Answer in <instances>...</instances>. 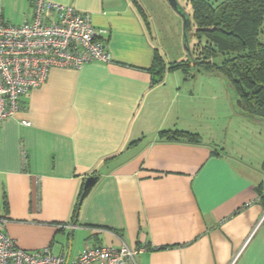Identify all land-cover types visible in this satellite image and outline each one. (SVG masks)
Returning <instances> with one entry per match:
<instances>
[{"label":"crops","instance_id":"crops-1","mask_svg":"<svg viewBox=\"0 0 264 264\" xmlns=\"http://www.w3.org/2000/svg\"><path fill=\"white\" fill-rule=\"evenodd\" d=\"M51 1L90 14L112 60L51 68L0 125L2 229L71 258L123 240L147 248L139 264H264V125L229 106L227 84L153 72L161 50L140 0ZM0 3L12 23L32 18L31 0ZM173 129L200 140L161 135Z\"/></svg>","mask_w":264,"mask_h":264},{"label":"built area","instance_id":"built-area-1","mask_svg":"<svg viewBox=\"0 0 264 264\" xmlns=\"http://www.w3.org/2000/svg\"><path fill=\"white\" fill-rule=\"evenodd\" d=\"M31 1L32 18L22 23L8 21L0 3V125L22 110L23 97L45 83L51 68L112 60L90 14L51 0ZM6 221L0 218V264H139L147 249L122 240L119 246L86 245L75 258L46 246L29 251L2 229Z\"/></svg>","mask_w":264,"mask_h":264},{"label":"trees","instance_id":"trees-1","mask_svg":"<svg viewBox=\"0 0 264 264\" xmlns=\"http://www.w3.org/2000/svg\"><path fill=\"white\" fill-rule=\"evenodd\" d=\"M188 1L191 5V13H187L191 19L190 30L199 41L198 45L194 51L190 50L187 60L170 62L168 65L159 49H156L153 72L157 71L161 79L167 69H182L185 75L192 67L198 71L216 73L229 83L227 87L229 85L235 90L236 102L235 98L231 102L235 112L264 125V0ZM140 10L147 20L143 9ZM220 54L222 60L217 61ZM192 77H196V74ZM161 135L168 139L186 137L200 140L197 134L179 129L165 130ZM262 170L264 173V161ZM259 188L263 193L264 180Z\"/></svg>","mask_w":264,"mask_h":264},{"label":"rangeland","instance_id":"rangeland-1","mask_svg":"<svg viewBox=\"0 0 264 264\" xmlns=\"http://www.w3.org/2000/svg\"><path fill=\"white\" fill-rule=\"evenodd\" d=\"M185 11L190 14V3L188 0H178ZM143 7L146 9L151 23L154 24V33L157 39V46L160 48L161 53H163V58L165 59L166 64L174 61L187 60L189 57V52L194 51L199 42L195 36H193V31L189 28H185L183 17L175 10L169 0H140ZM150 15L152 17H150ZM187 36V44L190 50H187L185 46ZM264 36V34H263ZM217 61L222 60V55L216 59ZM176 73V76H179L180 79L183 77L186 78L183 84H229L223 77L216 73H207L204 71H198L196 67L189 69V73L184 75L182 69H177L173 71L166 70L164 77L171 81L173 79V74ZM193 74H196V77H192ZM188 76V77H187ZM235 98L234 103L236 102L237 95L235 90L228 85V96L227 101L229 106L232 102V99ZM203 97L201 98V101ZM231 108V107H229ZM233 109V108H232ZM222 115H225L223 110H221ZM230 113L226 112V118L223 120L224 126L229 125L230 119L232 118ZM246 132V131H244ZM78 239V238H77ZM74 242V250L78 246H82L81 240L78 239Z\"/></svg>","mask_w":264,"mask_h":264},{"label":"water","instance_id":"water-1","mask_svg":"<svg viewBox=\"0 0 264 264\" xmlns=\"http://www.w3.org/2000/svg\"><path fill=\"white\" fill-rule=\"evenodd\" d=\"M169 1L172 4V6L175 8V10L183 17L185 28L190 29L191 19L187 15V12L185 11V9L182 7V5L179 3L178 0H169ZM185 46H186L187 50H190L188 47V44H187V36H186ZM99 178H100L99 175H91V176L87 177L85 184H84V187H83V192H82V195H81V198L79 201V207H78V211H77V219L79 216V212H80V208L82 206L83 200L91 192L93 187L98 182ZM77 219L75 220V223H74L75 225H77ZM73 233H74V229L71 230V238L73 237Z\"/></svg>","mask_w":264,"mask_h":264}]
</instances>
